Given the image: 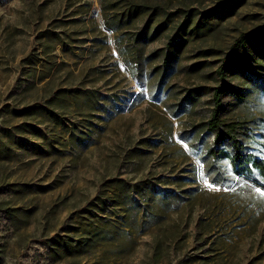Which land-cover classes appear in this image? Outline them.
<instances>
[{
	"label": "rangeland",
	"instance_id": "374dc122",
	"mask_svg": "<svg viewBox=\"0 0 264 264\" xmlns=\"http://www.w3.org/2000/svg\"><path fill=\"white\" fill-rule=\"evenodd\" d=\"M109 1L124 8L0 0V264H264L257 181L223 159L207 176L209 163L179 137L191 118L169 106L189 88L215 85L224 52L264 25V0H237L227 17L214 10L223 0H133L145 6L133 24L167 23L149 50L185 11L207 21L188 36L173 89L159 99L155 61L138 81L125 33L103 23ZM250 62L227 77L244 96L225 100L261 156L264 70ZM217 175L219 190L207 187Z\"/></svg>",
	"mask_w": 264,
	"mask_h": 264
},
{
	"label": "trees",
	"instance_id": "16d2710c",
	"mask_svg": "<svg viewBox=\"0 0 264 264\" xmlns=\"http://www.w3.org/2000/svg\"><path fill=\"white\" fill-rule=\"evenodd\" d=\"M235 1L237 0L219 2L214 9L215 13L222 17L231 15L236 7ZM123 3L124 8L120 11L116 9L113 1H109L107 5L110 8V14L105 15L103 23L111 31L125 33L128 39L127 54L135 66L138 81L143 82L147 66L155 61L150 74L156 76L153 93L154 97L159 99L173 89L168 83L179 72L180 53L188 41V36H199L205 30L207 21L203 19L204 16L197 17L192 10L185 11L181 23L172 27L173 31L167 37L165 44L149 50L151 44L160 39L163 31L166 30L167 23L152 24L148 17L141 21L140 25L136 22L133 24L140 15L145 14V6L133 0H123ZM153 10L156 12L155 9ZM154 12H150L149 15L152 16ZM193 18L197 19V23L190 28ZM261 42L264 43V25L252 32L240 34L220 58L215 69V85L189 88L182 98L170 103L169 106L173 117L186 115L188 119L191 118L189 125L180 132L179 137H183L184 142L202 154V159L209 163V167L217 165L223 159L228 162L236 177H248V170L252 167L255 156L257 171L251 179L264 183L262 178L264 163L261 162V156L253 152L252 147L246 149V146H251L247 123L229 119L231 103L225 100L228 96L236 98L235 100H240L239 98L244 96L240 89L229 85L227 77L234 76L240 71L249 72L250 59L255 62L252 69L256 66L264 70V46ZM199 66L200 63H193L188 70L195 71ZM252 71L256 73L255 70ZM204 94H208L207 97H203ZM27 108L31 106H26L24 109ZM45 108L51 111L49 106ZM205 108H207L206 115L203 113ZM246 151L247 155H245Z\"/></svg>",
	"mask_w": 264,
	"mask_h": 264
},
{
	"label": "snow or ice",
	"instance_id": "6c2138e0",
	"mask_svg": "<svg viewBox=\"0 0 264 264\" xmlns=\"http://www.w3.org/2000/svg\"><path fill=\"white\" fill-rule=\"evenodd\" d=\"M181 140H183V137H181ZM185 148L188 147L187 144L184 145ZM248 147H252V146H246V149ZM247 151L245 153V155H247ZM261 162L264 163V146H262V149H261ZM249 171V176L248 177H240L241 179H248V178H251L252 175H255L257 169L255 168V156L253 157V160H252V167L248 170ZM216 172V166L213 165L212 167L209 168L208 170V173H207V176H212L213 173ZM262 178H264V176H262ZM220 182L222 183V179L220 177V175H217L215 177V179H213L211 182H209L208 179H205L204 180V183L207 187L209 188H213L215 190H219L218 188H215V185ZM255 192L261 196V197H264V183H261L259 180L257 181V186L255 187Z\"/></svg>",
	"mask_w": 264,
	"mask_h": 264
}]
</instances>
